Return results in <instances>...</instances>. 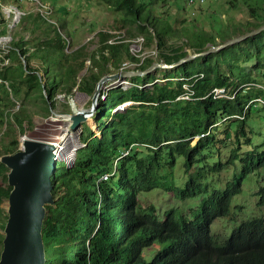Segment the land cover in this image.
I'll list each match as a JSON object with an SVG mask.
<instances>
[{
  "label": "trees",
  "instance_id": "16d2710c",
  "mask_svg": "<svg viewBox=\"0 0 264 264\" xmlns=\"http://www.w3.org/2000/svg\"><path fill=\"white\" fill-rule=\"evenodd\" d=\"M120 8L137 24L145 5L136 6L135 0H121ZM99 34L104 39L92 54L93 69L82 78L86 47L68 53L67 40L57 37L39 40L31 55H28V44L15 42L11 52L20 63V73L11 74L7 66L0 71V79L8 82L10 93L16 99L38 93L48 113L57 109L58 95L64 96L67 102H71L75 91L94 97L100 81L111 73L110 65H117L121 57L142 63L125 45H109L111 35ZM162 34L160 30L156 35L160 46H163ZM254 51L255 55L261 53L260 49ZM249 55L253 54L249 52ZM186 57V53L177 51L171 56L164 55L163 61L173 65ZM9 58L11 62L10 55ZM35 59L41 67L35 66ZM154 64L155 61L146 59L138 70L146 71ZM94 67L99 71L95 72ZM199 73H205L206 78L197 87L198 98L202 99L195 102H177L183 92L182 84L148 80L153 73L128 79L132 84L129 89H111L106 99L102 94L99 109L92 117L100 124L101 136L86 123L79 139L84 148L77 152L74 166L58 163L60 168L57 167L53 176L56 203L47 208L43 232L46 264H264V218L242 222L224 244L212 234L214 222L231 214L232 199L241 193L243 178L254 166H246L243 177L223 191L215 188L211 192L210 186L194 179L184 187L177 185L174 170L178 155L185 159L188 173L199 162H209L216 146L214 131L195 145L194 139L209 133L218 124L220 115L226 119L242 114L249 102L264 98V92L258 90L245 97L239 92L235 101L203 99L213 88L230 87L233 81L222 74L215 76L214 71ZM190 75L193 73L185 74ZM2 101L0 98V104ZM129 102L132 105L124 112H115ZM6 111L0 105V124L4 123ZM14 119L19 127H24L22 112ZM245 127V120L238 123L228 162L218 161L211 167L212 172L221 173L238 159L242 163L253 160L252 156L239 157ZM12 146L16 148L10 152L5 150L3 155L20 151L19 143L13 142ZM2 152L0 149V157ZM126 153L129 154L124 156ZM167 165L171 168L165 169ZM9 173L10 169L0 160V178L7 184L0 186V219L7 213L3 204L13 191L8 183ZM168 174H172L173 181H163ZM105 175H110L108 180L103 179ZM157 189L174 192L182 201L205 197L193 216L171 209L164 218L154 205L145 210L140 208L141 197ZM259 194L260 204L264 205V188ZM5 237L0 234V259Z\"/></svg>",
  "mask_w": 264,
  "mask_h": 264
},
{
  "label": "rangeland",
  "instance_id": "374dc122",
  "mask_svg": "<svg viewBox=\"0 0 264 264\" xmlns=\"http://www.w3.org/2000/svg\"><path fill=\"white\" fill-rule=\"evenodd\" d=\"M190 1L135 0L136 6L145 5L140 14V21L135 24L132 16L130 17L120 8L121 0H0V36L10 35L13 38V42L9 44L10 48L15 42L23 43L22 45L28 44V55L34 52V47L39 40L48 38L61 37L67 40L68 53L85 46L84 57L87 61L84 70L80 73L81 78L93 69L92 54L98 51L104 39V36L99 33L111 35L107 41L109 45L115 43L125 45L132 55L142 62L151 59L156 63H165L164 55L171 56L177 51L186 53L187 57L196 53H208L187 61L185 66L182 65L176 70L157 69L148 77V80L175 79L184 76L187 72L197 74L205 70L207 73L214 71L215 76L222 74L226 79L233 81L230 88H241L239 91L241 97L258 91V89H249V87L250 84H264V55H262L264 31L248 36L243 41L231 43L221 50H215V47L227 44L262 25L264 23V0H192L195 3ZM37 3H41L48 9L38 6ZM8 9H18L21 12L19 22L15 21L14 16L9 17L6 14ZM11 25L15 27L12 29ZM160 30L163 32V46L159 45V37H156ZM258 49L261 50V55L258 53L255 55L254 50ZM156 50L159 51L158 57L152 56L153 51ZM249 52L253 55H249ZM9 55L11 74H19V61L15 59L12 52ZM33 61L35 66L41 67L39 60ZM118 62L114 67L110 65L111 73L107 75H117L123 71L141 72L138 70L141 66L139 62L126 57H121ZM94 71H99V68L94 67ZM239 82L244 85H240ZM1 85L0 98L3 101L0 105L2 109L7 110L4 123L0 124L2 155L5 150L10 152L16 148L12 146L13 142L19 143L21 150L23 137L41 142L48 141L49 144L50 142L56 143L61 138L57 146H63L69 140V152L64 153L65 157L58 160L59 164L66 163L72 168L76 162L77 152L84 148L79 139L83 135L86 123L101 136L100 124L94 119L82 124L77 132L70 133L72 120L69 117L93 107L91 94L75 91L71 102H67L64 96L58 95L56 97L57 109L48 113L38 93H34L29 98L24 96L23 100H20L11 95L9 86L5 85L7 87L5 88ZM131 86V82L124 79L110 81L104 87L103 93L105 92L107 98L111 89L124 87L127 90ZM127 105L129 107V103ZM23 107L26 108L23 109ZM118 110L124 112L121 108ZM21 112L25 118L23 128L19 127L14 119L15 115ZM30 118L32 123H29ZM223 119L221 115L218 117L220 125L213 130V134L216 135L214 141L216 146L209 162H199L188 173L185 168V159L178 155V164L174 170L179 187H184L188 181L194 179L203 186H210L212 192L215 188L223 191L228 188V185L232 186L243 177L246 166H254L251 173L243 178L241 193L232 199L231 214L226 218L216 220L212 225V234L220 244H224L242 222L264 218V205L260 204L262 196L259 194L264 188V105L252 104L251 109L247 111L246 127L241 136L243 146L239 157L252 156L253 160L242 163L238 159L232 165L226 166V170L221 173H214L211 167L215 163L228 162L240 122L235 119L224 122ZM70 135L71 138H69ZM59 164L57 167L60 168ZM169 166H165V169L171 168ZM162 173H165L164 170ZM105 178L106 175L103 179ZM168 179L173 181L172 174L166 175L163 181H168ZM6 185V182L0 178V186ZM162 185L164 183L160 186ZM204 197L182 201L175 196L174 192L157 189L141 197L140 208L145 210L154 205L158 208L159 215L164 218L166 212L171 209L190 217L194 215L195 210H199ZM9 203L7 199L3 204L8 217L6 218L5 215L0 219V234L4 236H6L10 216ZM3 225L6 226L5 229L2 228Z\"/></svg>",
  "mask_w": 264,
  "mask_h": 264
},
{
  "label": "water",
  "instance_id": "95a60500",
  "mask_svg": "<svg viewBox=\"0 0 264 264\" xmlns=\"http://www.w3.org/2000/svg\"><path fill=\"white\" fill-rule=\"evenodd\" d=\"M262 31H264V24L244 36L229 41L227 44L215 47V50L224 49L231 43L243 41L248 36L257 35ZM207 54L196 53L173 65L156 63L146 71H123L117 75L105 76L100 81L93 97V107L69 117L73 120L72 131L77 132L82 124L93 120L92 117L96 115L99 109V100L108 82L147 76L157 69L172 70L181 67L189 60ZM24 65L26 66L25 61ZM44 94L47 98L46 91ZM55 154L56 148L50 146L49 143L29 138L17 153L5 154L0 157L1 162L10 169L8 183L13 187L9 198L8 212L10 216L0 264L47 263L43 232L48 214L47 208L56 203L53 195V176L57 171Z\"/></svg>",
  "mask_w": 264,
  "mask_h": 264
},
{
  "label": "built area",
  "instance_id": "2783aa9c",
  "mask_svg": "<svg viewBox=\"0 0 264 264\" xmlns=\"http://www.w3.org/2000/svg\"><path fill=\"white\" fill-rule=\"evenodd\" d=\"M190 2L191 3H195V1H192V0ZM37 5L40 6V7H43L41 3H39V4L37 3ZM13 8H15V7H13ZM43 8H47V7H43ZM40 9H42V8H40ZM6 14L9 17L14 16L16 22H19V20H20V18L22 16L21 12L18 9H8L6 11ZM14 27H15L14 25L10 26V28H12V29ZM12 42H13V38L10 35L9 36H7V35L6 36H0V63H1L0 65H1V68L7 67V66L10 65L9 53L11 52L12 47L10 48L9 44H11ZM152 56L158 57L159 56V51L158 50L153 51ZM205 78H206V74L205 73H197V74H193V75H190V76H185L184 75V76H181V77L175 78V79H158L156 82L163 83V84L164 83L166 84V83H169V82H172V83H175V84H179V83L182 84L183 92L178 97L177 102H195V101H197L199 99H202V98H198L197 87H198V84L200 82H202ZM0 83L4 84L6 86H9L8 82L7 81H3L2 79H0ZM147 86H153V84H149ZM141 88H143V87H141ZM250 88L262 90L264 92V86L260 85V84H253V85L250 84L249 89ZM240 90H241V88L232 89V88L227 87V86H225V87H215L203 99L213 98L214 100L235 101ZM104 98H106L105 92H104V95H103V99ZM253 103H260V104L264 105V98L259 97V98L255 99V100L249 102L248 105L245 106L244 113L239 114V115H235V116H232V117H226V119H224V122L228 121L229 119H235V120H238V121L245 120L247 111H249L251 109V106H252ZM127 104L120 105L117 108V111H119L118 109H120V108L123 109V111H125V109L128 107ZM130 105H132V102H129V106ZM219 125L220 124H216L215 126H213L209 133L203 134V135H199L198 137H196L194 139L193 143L196 141L195 142V144H196L200 139L205 138L207 135H209L214 130L215 127H217ZM0 129H1V127H0ZM128 154L129 153H126L124 156H127ZM57 163H59V161ZM110 175H106L105 180H108Z\"/></svg>",
  "mask_w": 264,
  "mask_h": 264
},
{
  "label": "bare ground",
  "instance_id": "6f19581e",
  "mask_svg": "<svg viewBox=\"0 0 264 264\" xmlns=\"http://www.w3.org/2000/svg\"><path fill=\"white\" fill-rule=\"evenodd\" d=\"M72 124H73V120H72ZM71 128H72V126H71ZM70 128V133L71 134H73V131H72V129ZM68 133V132H67ZM66 133V134H67ZM69 135V134H68ZM69 138H71V135H70V137ZM29 139V138H23L22 140H24L23 141V143H25L27 140ZM69 141V140H68ZM68 141L66 142V144L65 145H63V146H57V144H59L60 142H61V138H59V140H57V142L56 143H52V142H50L51 144H50V146H53L54 148H56V154H55V156H56V161L58 162V160H60L62 157H65V156H63L64 155V153H66L67 154V152H69L68 151ZM48 142V141H47ZM72 160H75V159H72ZM8 209H9V207H8Z\"/></svg>",
  "mask_w": 264,
  "mask_h": 264
},
{
  "label": "clouds",
  "instance_id": "9594fccd",
  "mask_svg": "<svg viewBox=\"0 0 264 264\" xmlns=\"http://www.w3.org/2000/svg\"><path fill=\"white\" fill-rule=\"evenodd\" d=\"M58 164V163H57Z\"/></svg>",
  "mask_w": 264,
  "mask_h": 264
}]
</instances>
